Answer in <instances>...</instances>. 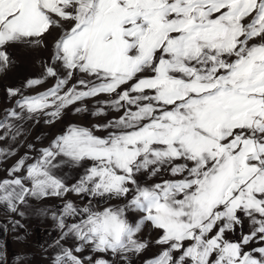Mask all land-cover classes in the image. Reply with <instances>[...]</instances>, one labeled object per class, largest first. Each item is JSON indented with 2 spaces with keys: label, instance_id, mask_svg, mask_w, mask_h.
Instances as JSON below:
<instances>
[{
  "label": "snow or ice",
  "instance_id": "obj_1",
  "mask_svg": "<svg viewBox=\"0 0 264 264\" xmlns=\"http://www.w3.org/2000/svg\"><path fill=\"white\" fill-rule=\"evenodd\" d=\"M20 48L49 53L26 88L55 82L7 89L21 112L0 139L9 120L54 125L101 95L90 115L119 114L67 123L0 179L9 213L62 202L52 264H132L146 227L161 250L144 264H264V0H0V74Z\"/></svg>",
  "mask_w": 264,
  "mask_h": 264
},
{
  "label": "rangeland",
  "instance_id": "obj_2",
  "mask_svg": "<svg viewBox=\"0 0 264 264\" xmlns=\"http://www.w3.org/2000/svg\"><path fill=\"white\" fill-rule=\"evenodd\" d=\"M48 55V52H39L36 54L29 53L22 48L13 50V58L16 63L6 72L0 74V120H3L6 116V113L10 110L15 109L17 112H21V110L16 107V100L20 99L21 97H10L7 93V89L19 88L23 95H35L48 89L54 84L55 81L53 79H48L42 85L35 86L31 89L24 86L29 78L41 77L43 68L39 57L47 58ZM74 82L75 81L73 80L70 83ZM107 99H109V97L104 95L94 99H89L84 102L85 106L89 108V112L73 115L71 111H68L63 117V120L57 122L54 125L44 123L45 118L40 116H37L34 119L25 118L21 120H9V123L13 124L14 128L8 136H6L4 139H0V149L9 150L15 154L8 157L3 163H0V179L6 177L7 173L5 169L13 165L20 157L25 155V153L35 156V149L47 146L54 135L59 134L67 123L74 122L84 126H91L96 123H102L107 119L119 115L115 112H109L108 115L104 117H93L90 115L91 111H95V108L97 107V100ZM21 114L25 117L27 115L26 113ZM16 128L20 130V134L15 135V138H13ZM97 134L103 135L105 133L98 132ZM4 135L5 130L0 129V136ZM29 144L33 145L34 149H29ZM31 162V160L28 161V163ZM66 171L69 173L70 177H74L76 175V172L73 169H66ZM71 182L73 181L70 179L69 183ZM149 182L151 183L155 181ZM66 199L72 200L77 204L83 203L82 200L73 194H69ZM61 203L62 202L56 198L29 200L28 205L21 207L20 209L24 212L23 216L9 213L7 209L0 207V221L3 219L8 221V227L10 229L9 233L11 234L10 240L12 241L13 245H15L17 248H20L21 250H24L32 246V243H37V245L35 244L32 247L38 249L41 246L42 249H39V253L43 256V260L45 262L52 263V259L56 254L53 252V255H50L45 250H43V248L45 245L44 243H46L47 240H53L50 238L53 237L52 235H54L55 231L58 232V230L54 228L55 222L51 218V212L58 210V207ZM9 221H19V225H22V227L17 226L14 228L13 224L9 223ZM245 230L247 231V225H245ZM48 231L51 232L49 237L46 235V232ZM58 235H56V238ZM157 236L158 233L154 230H151L149 227H146L143 230L140 238L150 241L151 243L149 248L141 255L132 258V264H144V261L147 258L153 257L160 252L161 248L154 244ZM44 239L46 241H43ZM29 240H31L30 243L25 242H29Z\"/></svg>",
  "mask_w": 264,
  "mask_h": 264
},
{
  "label": "crops",
  "instance_id": "obj_3",
  "mask_svg": "<svg viewBox=\"0 0 264 264\" xmlns=\"http://www.w3.org/2000/svg\"><path fill=\"white\" fill-rule=\"evenodd\" d=\"M54 228H56V226ZM9 231L10 229L8 227V221L5 219L0 221V252L3 253L4 255V264H52L51 262L48 263L43 260V256L39 253V249L40 248L42 249L41 246L38 249L32 247L35 244L37 245V243L34 244L32 243V246L24 250L23 249L21 250L20 248H17L15 245H13L12 241L10 240L11 234L9 233ZM50 231L46 232V235L48 237L51 234ZM56 232L57 231H55L54 235H52L53 237L50 238L53 239L52 241H48V240L46 241L45 239L43 240L46 241V243H44L45 245L43 250H45L50 255H53V252L54 254H57V252L59 251V249L54 250L55 248L54 242L57 239H59L60 236L59 230L57 233ZM56 235H58L57 238ZM25 242L30 243L31 240H29V242L28 241ZM61 244L64 247H72L73 241L72 240L61 241ZM18 257L19 260L17 259Z\"/></svg>",
  "mask_w": 264,
  "mask_h": 264
}]
</instances>
